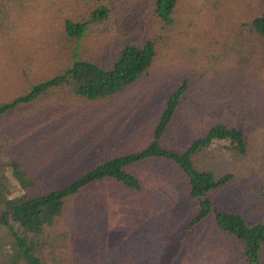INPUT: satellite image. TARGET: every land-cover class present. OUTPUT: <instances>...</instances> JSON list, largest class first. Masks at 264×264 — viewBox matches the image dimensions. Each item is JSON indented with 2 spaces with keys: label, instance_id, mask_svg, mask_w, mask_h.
I'll return each mask as SVG.
<instances>
[{
  "label": "rangeland",
  "instance_id": "1",
  "mask_svg": "<svg viewBox=\"0 0 264 264\" xmlns=\"http://www.w3.org/2000/svg\"><path fill=\"white\" fill-rule=\"evenodd\" d=\"M3 1L0 105L72 66L76 44L63 38L64 22L79 21L87 13L84 9L103 5L111 13L89 27L79 58L99 63L120 45L146 39H155L159 49L150 76L117 97L91 101L69 87L54 88L0 117V158L23 164L34 176L32 192L63 188L111 159L146 148L167 95L181 86L183 74L190 79V90H196L190 97L196 104L184 102L164 136L166 146L182 148L194 130L226 118L221 105L229 104L231 110L234 102L254 106L255 101L264 112V49L252 57L237 56L249 46L239 40L238 27L264 10V0H180L175 18L184 28L175 30L155 23L150 0ZM228 47L233 49L230 55ZM243 57L247 64L239 62ZM233 62L241 65L233 69ZM243 67L260 76L249 71L247 89L237 85ZM208 97L216 98L218 107ZM185 106L196 108L194 118ZM256 117L260 128L248 131L246 159L235 161L237 153L227 149L230 143L218 141L197 161L219 174L236 175L232 188L214 199L250 223L264 220V113ZM126 170L139 178L140 190L106 179L68 200L63 215L49 228L54 248L46 251L45 264H246L241 247L214 220L189 227L199 205L174 162L151 158ZM23 192L18 185L17 194Z\"/></svg>",
  "mask_w": 264,
  "mask_h": 264
},
{
  "label": "trees",
  "instance_id": "2",
  "mask_svg": "<svg viewBox=\"0 0 264 264\" xmlns=\"http://www.w3.org/2000/svg\"><path fill=\"white\" fill-rule=\"evenodd\" d=\"M3 3L4 1L0 0V7L6 6L1 5ZM179 4L180 0H150L149 7L155 23L164 29H183L184 26H180L175 18ZM84 10H87V13L85 17H80L79 21L68 18L64 22L63 38L68 43L76 44L72 66L33 87L25 95L1 104L0 117L6 116L21 105L33 103L54 88L69 87L75 95L96 101L117 97L150 76L159 55L155 39L122 44L111 58L99 63L79 58L77 51L89 27L106 21L111 13L109 8L103 5ZM237 32L241 33L239 40L249 44L245 50L239 49L238 54L244 52L237 56L250 54L252 57L259 54L257 51L264 49V14L249 23L240 24ZM232 51L230 47L225 50L229 55ZM239 62L247 64V58L243 57ZM239 65L236 66L233 62L231 68H239ZM249 71L254 77L260 78L253 69L243 67L239 74L241 80H237L238 87L249 88ZM180 79L184 82L180 87H174L167 95L153 139L146 148L111 159L63 188L51 187L38 194L32 192L34 176H30L23 164L0 158V264H45L46 251L48 248H54L49 228L63 215L68 200L92 184L106 179H113L131 190H140L139 178L127 172L126 168L151 158L174 162L186 176L189 194L199 205L198 215L189 227L205 220H214L219 229L234 238L241 247L246 264H264V220L250 223L242 213L222 209L214 199L217 193L232 188L237 180L236 175L232 172L219 174L218 170L210 165L202 167L197 163L198 157L218 141L230 143L227 149L237 153L234 156L235 161L246 159L249 153L248 131L259 127L256 115H262L264 112L260 111L255 101L254 106H251L250 102H234L231 110L229 104L221 105L220 109L226 113V118L204 125L202 130H194L196 134L185 141L182 148L166 146L163 142L164 136L173 128V121L182 110L184 102L194 106L196 104L195 98H190L193 96L191 92L196 91L190 90V79L185 78L184 74ZM230 80L234 81L236 78ZM257 81L260 83L259 79ZM210 98L206 101L209 100L208 103L218 107L217 99ZM189 110L190 108L185 106V111L194 118L191 114L196 108L191 107ZM190 124L191 122H185L186 126ZM18 185L24 189L21 195L17 194Z\"/></svg>",
  "mask_w": 264,
  "mask_h": 264
},
{
  "label": "crops",
  "instance_id": "3",
  "mask_svg": "<svg viewBox=\"0 0 264 264\" xmlns=\"http://www.w3.org/2000/svg\"><path fill=\"white\" fill-rule=\"evenodd\" d=\"M259 13V12H258ZM264 14V10H262L261 9V13H259V14H257V15H251L252 16V18H251V20L250 21H248V22H251L255 17H258V16H261V15H263ZM247 23V22H246Z\"/></svg>",
  "mask_w": 264,
  "mask_h": 264
}]
</instances>
